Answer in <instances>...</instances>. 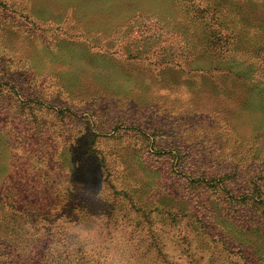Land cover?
I'll return each mask as SVG.
<instances>
[{
    "label": "rangeland",
    "instance_id": "1",
    "mask_svg": "<svg viewBox=\"0 0 264 264\" xmlns=\"http://www.w3.org/2000/svg\"><path fill=\"white\" fill-rule=\"evenodd\" d=\"M77 240L264 264V0H0V264Z\"/></svg>",
    "mask_w": 264,
    "mask_h": 264
},
{
    "label": "trees",
    "instance_id": "2",
    "mask_svg": "<svg viewBox=\"0 0 264 264\" xmlns=\"http://www.w3.org/2000/svg\"><path fill=\"white\" fill-rule=\"evenodd\" d=\"M209 58L212 59V57L210 56ZM212 61V60H211ZM210 61V63H211ZM231 83V82H230ZM40 209L36 208V206L32 207L25 215V220H24V224H28L33 232H31V236L35 237L36 240L41 241L44 240V237H48V239H50L49 243H51L52 241L55 240V237H57L58 235H60V232L58 231L60 228H58V226L60 227V223L59 224H55V221L51 220V214H49V212H45V211H39ZM43 219H48L46 220V222H43V224L39 225V222L42 221ZM49 221V222H48ZM42 229V231H40ZM207 230V229H205ZM210 230V228H209ZM205 231V233L208 235V237H212L211 234V230L209 231ZM203 234V233H202ZM74 238L77 239L76 235H74ZM57 239V238H56ZM46 240V239H45ZM212 240L214 241V238L212 237ZM56 241V240H55ZM219 241V240H218ZM79 242L78 240L75 242H73V245L71 246L70 243L66 244L67 247L56 249L54 251H49L46 253H44L45 249H42L41 251L37 252V254L35 253L34 256H41V257H46L49 256L53 259L57 258L58 260L64 261V262H73L75 261V264H77L79 262L80 256L78 254V251L75 246V244ZM222 243V241H221ZM64 245V244H62ZM85 246H87V244H84ZM47 246L49 247L50 245L47 244ZM46 246V248H48ZM223 247V245H222ZM94 251V250H93ZM83 252V251H82ZM222 251H220L218 253V251L213 250L211 252V254L209 255L211 258V256L215 257V258H220V254ZM218 253V254H217ZM130 258H132V254L129 255ZM212 259V258H211ZM215 260H211V264L216 261ZM83 264H122L121 260L117 257V259H114V257L110 254V251L107 249L104 250H98V251H94L92 254H89V252L85 251L83 252Z\"/></svg>",
    "mask_w": 264,
    "mask_h": 264
}]
</instances>
